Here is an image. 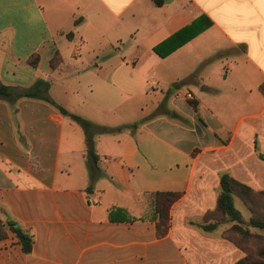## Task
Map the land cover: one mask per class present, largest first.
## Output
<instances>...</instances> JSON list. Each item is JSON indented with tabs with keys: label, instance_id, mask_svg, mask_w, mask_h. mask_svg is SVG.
Instances as JSON below:
<instances>
[{
	"label": "crops",
	"instance_id": "obj_1",
	"mask_svg": "<svg viewBox=\"0 0 264 264\" xmlns=\"http://www.w3.org/2000/svg\"><path fill=\"white\" fill-rule=\"evenodd\" d=\"M202 15L210 28L165 58L154 51ZM56 51L61 63L53 69ZM151 73L163 86L150 83ZM38 80L72 114L109 128L136 126L95 138L101 177L87 192L81 126L43 99L0 97V221L34 235L27 254L8 229L0 264H236L244 257L221 225L200 226L217 206L222 174L264 189V2L0 0V84L17 95ZM158 192L182 193L165 237L154 220ZM114 209L134 220L111 221Z\"/></svg>",
	"mask_w": 264,
	"mask_h": 264
},
{
	"label": "trees",
	"instance_id": "obj_2",
	"mask_svg": "<svg viewBox=\"0 0 264 264\" xmlns=\"http://www.w3.org/2000/svg\"><path fill=\"white\" fill-rule=\"evenodd\" d=\"M157 6H162L164 0H154ZM78 23V22H77ZM213 25V22L205 15L200 16L190 25L182 28L168 39L160 43L154 48V51L162 58H165L178 50L199 34L207 30ZM70 37V34H68ZM39 55L31 57V64L36 66L38 64ZM51 67L57 68L61 63V54L56 51L51 59ZM50 89V83L44 80H38L32 87L22 90L19 94L15 95L10 87L0 84V97L9 99L11 102H15L19 98H33L43 99L57 108L64 116L70 117L73 121L81 126L83 129L86 142L87 151L86 157L90 172V185L87 188V192H92L98 179L101 177V170L99 168V156L95 149V138L101 135L114 134L122 132L126 128L135 127L136 125L121 126L118 128H109L92 123L86 118L72 114L64 107L55 103L47 94ZM261 92L264 94V84L261 85ZM259 158L264 162V153L259 154ZM221 190L217 200V206L214 210L208 211L204 216V222L201 224V228L206 232L216 230L224 221L229 220L234 222L232 230L236 231L242 236L243 241L248 238H252L253 235L249 228H244V219L240 210L235 207L234 197H240L243 202L252 208L253 199L252 196L256 193L264 194V192H258L252 189L245 183L235 179L231 174L224 173L220 177ZM182 197L180 192H158L155 194L154 200V220L157 226V233L159 237H165L171 226L170 210L172 206ZM212 215V216H211ZM218 215V218L213 216ZM109 218L111 221H133L128 213L123 209H114L110 212ZM249 226L252 228L264 229V220L258 216H252L249 221ZM11 230L18 239V243L21 246L24 253H31L34 246V235L17 225L13 221H0V240L7 238V230ZM223 236L230 242L234 243L239 249L244 252V257L240 259L236 264H264V249H261L258 253V258L252 259L248 254V248L245 245L237 242L235 239L228 238V231L223 232Z\"/></svg>",
	"mask_w": 264,
	"mask_h": 264
},
{
	"label": "rangeland",
	"instance_id": "obj_3",
	"mask_svg": "<svg viewBox=\"0 0 264 264\" xmlns=\"http://www.w3.org/2000/svg\"><path fill=\"white\" fill-rule=\"evenodd\" d=\"M76 41L77 40H75V43H76ZM115 51L117 52V50H115ZM152 76H154V77H152ZM163 76L165 77L166 81H170L171 77H173V74L171 73V75H169L167 73H164ZM148 78H149L150 83H151V81L157 77L154 73H151ZM154 80H156V79H154ZM156 81L159 82L160 85L163 86V83H161L158 80H156ZM173 88H174V86L172 85V89ZM118 102L119 101H117L116 105L118 104ZM130 104H131V102L125 103V104L121 105L119 109L115 110L112 120L116 119L117 117L118 118L124 117V114L128 108V105H130ZM150 104L151 103L148 102V105H150ZM258 148L260 151L263 152L264 151V144H258ZM258 192H264V189L258 190ZM252 199H253V203H254L252 205V208H249L243 202V200L238 196L234 197V204H235V207L238 210H240L242 213V216L244 219L243 227L245 229L249 228L251 233L253 235H255L254 237L248 238L246 241H243L242 236L239 235L236 231L232 230V226L234 225V222H231L229 220L224 221V223H222L220 227L223 228L224 232L228 231V238L235 239V240H237V242L241 243L242 245L244 244L245 247L248 248V254L250 255V257L252 259H256V258H258L257 255L260 252V250L264 249V229L250 227L249 221H250L252 216H258L260 219L264 220V194L258 195V193H256L255 195L252 196ZM213 217L218 218L219 216L215 215Z\"/></svg>",
	"mask_w": 264,
	"mask_h": 264
},
{
	"label": "built area",
	"instance_id": "obj_4",
	"mask_svg": "<svg viewBox=\"0 0 264 264\" xmlns=\"http://www.w3.org/2000/svg\"><path fill=\"white\" fill-rule=\"evenodd\" d=\"M153 88L157 90V89L160 88V85L159 84H155ZM179 97H181L180 93L176 95V98H179ZM185 98L188 99V100H193L194 99V95L192 93H187L185 95Z\"/></svg>",
	"mask_w": 264,
	"mask_h": 264
},
{
	"label": "snow or ice",
	"instance_id": "obj_5",
	"mask_svg": "<svg viewBox=\"0 0 264 264\" xmlns=\"http://www.w3.org/2000/svg\"><path fill=\"white\" fill-rule=\"evenodd\" d=\"M261 2H264V0H261Z\"/></svg>",
	"mask_w": 264,
	"mask_h": 264
}]
</instances>
